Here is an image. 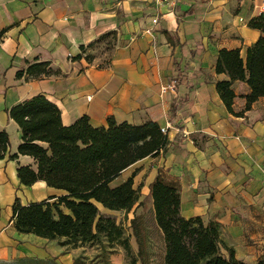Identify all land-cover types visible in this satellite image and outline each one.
Segmentation results:
<instances>
[{"label":"crops","instance_id":"obj_1","mask_svg":"<svg viewBox=\"0 0 264 264\" xmlns=\"http://www.w3.org/2000/svg\"><path fill=\"white\" fill-rule=\"evenodd\" d=\"M260 15L264 0H178L172 8L155 0H0V131L10 139L0 159V261L11 259L5 246L32 235L14 227L15 198L26 205L65 193L44 181L22 184L18 168L37 170V163L29 155L10 158L22 142L10 108L44 94L60 108L65 125L88 116L95 127L113 117L135 125L153 120L167 128L164 151L131 165L111 183L133 177L140 190L130 219L145 207L155 217L151 184L161 175L178 184L184 217L220 222L221 238L236 257L256 264L264 254V97L244 116L230 113L217 91V82L230 77L218 73L216 63L223 48H240L245 58L264 36L248 24ZM110 32L116 41L106 49L98 40ZM36 61L50 62L58 73L18 77ZM173 80L175 89L163 92ZM232 88L238 112L251 89L240 80Z\"/></svg>","mask_w":264,"mask_h":264},{"label":"trees","instance_id":"obj_2","mask_svg":"<svg viewBox=\"0 0 264 264\" xmlns=\"http://www.w3.org/2000/svg\"><path fill=\"white\" fill-rule=\"evenodd\" d=\"M248 24L264 31V16L254 17ZM98 41H105V48L111 49L116 34L110 32ZM86 58L92 60L90 54H86ZM216 71L230 77L217 82V91L227 110L235 116H244L254 102L264 97V36L247 48L245 58L240 48L221 49ZM56 73L58 71L50 67V62L36 61L28 63L17 75L40 78ZM237 80L246 81L251 89L245 96V108L238 112L234 109L237 94L232 88ZM176 109L173 102L172 110ZM8 113L22 130L18 152L10 158L29 155L38 166L37 170L31 165L20 166L17 170L20 182L31 186L44 181L65 192L26 205L16 197L11 216L15 229L71 247L102 242L105 238L111 245H122L127 255L133 256L124 226L116 217L102 213L100 205L128 215L138 203L140 190L134 187L133 177L118 186L111 183L131 165L166 149L168 136L159 123L149 120L135 125L119 123L110 117L107 126L95 127L88 116H82L65 125L60 108L44 94L15 104ZM9 145L8 132L0 131V159L7 155ZM151 195L157 226L163 233L165 264H249L238 259L235 250L222 240L220 222L210 220L206 223L200 216L186 218L181 214V194L176 182L159 175L151 184ZM130 226L138 251L127 264H137L139 260L146 264L149 236L143 217L135 215L130 219ZM4 264L58 262L54 258L18 257ZM72 264H79V261ZM103 264L113 263L105 256ZM256 264H264V254Z\"/></svg>","mask_w":264,"mask_h":264},{"label":"rangeland","instance_id":"obj_3","mask_svg":"<svg viewBox=\"0 0 264 264\" xmlns=\"http://www.w3.org/2000/svg\"><path fill=\"white\" fill-rule=\"evenodd\" d=\"M139 206L135 209L138 210ZM101 212L116 217L117 222L125 228V233L130 237V243L133 250V256H128L124 247L120 244L111 245L105 238L102 242L86 243L77 247L62 246L57 240H44L33 235H24L14 239L6 248L12 250V256L9 261L18 257H38L54 258L58 264H72L75 260L79 264H103L106 258L113 264L130 262L137 253V244L135 236L130 226L131 215H126L123 211L105 213L103 208ZM144 218V224L149 236V256L146 264H165L164 253L165 244L161 231L157 226L153 211L148 207L140 211ZM0 264H4L0 261ZM137 264H142L139 260Z\"/></svg>","mask_w":264,"mask_h":264},{"label":"built area","instance_id":"obj_4","mask_svg":"<svg viewBox=\"0 0 264 264\" xmlns=\"http://www.w3.org/2000/svg\"><path fill=\"white\" fill-rule=\"evenodd\" d=\"M157 4L159 5H166V6H170L171 8L174 7L175 5H177L178 0H155ZM154 23H157V19L154 20ZM177 81L173 80L169 85H165L162 87V91L163 92H167L169 90H173L175 89V85H176ZM162 131L164 133L167 132V128H162Z\"/></svg>","mask_w":264,"mask_h":264}]
</instances>
